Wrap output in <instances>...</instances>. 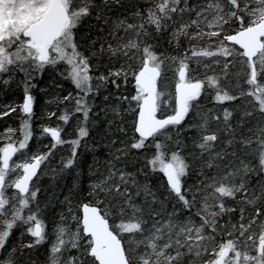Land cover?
<instances>
[{
	"label": "snow or ice",
	"instance_id": "snow-or-ice-1",
	"mask_svg": "<svg viewBox=\"0 0 264 264\" xmlns=\"http://www.w3.org/2000/svg\"><path fill=\"white\" fill-rule=\"evenodd\" d=\"M0 97V264H264V0H0Z\"/></svg>",
	"mask_w": 264,
	"mask_h": 264
},
{
	"label": "trees",
	"instance_id": "trees-1",
	"mask_svg": "<svg viewBox=\"0 0 264 264\" xmlns=\"http://www.w3.org/2000/svg\"><path fill=\"white\" fill-rule=\"evenodd\" d=\"M4 99H9V100H11V99H17L18 100V97H14V98H3V97H0V102H3ZM5 119H8V118H5ZM10 123H13V126L14 127H18L19 120L16 119L15 121H10ZM2 125H3V122L0 121V130H2ZM45 142H47V141H45ZM57 163H58V160H57ZM46 180H47V178H46ZM16 242L17 243L19 242L18 238H17V241Z\"/></svg>",
	"mask_w": 264,
	"mask_h": 264
}]
</instances>
